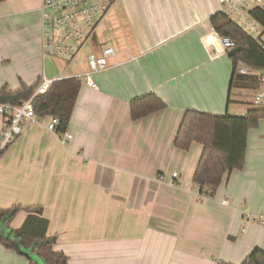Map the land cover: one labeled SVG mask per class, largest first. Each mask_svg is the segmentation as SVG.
Instances as JSON below:
<instances>
[{
  "label": "crops",
  "instance_id": "crops-1",
  "mask_svg": "<svg viewBox=\"0 0 264 264\" xmlns=\"http://www.w3.org/2000/svg\"><path fill=\"white\" fill-rule=\"evenodd\" d=\"M42 2H0V89L45 77L82 86L65 131L38 116L0 157V209L21 206L10 223L0 220V264H45L4 244L29 207L42 208L67 264H242L264 251V118L249 131L243 168L214 197L194 182L203 145L174 144L188 109L245 115L254 103L258 90L231 91L229 50L209 38L211 17L225 12L244 26L253 0H234L236 9L220 0H114L73 60L44 52ZM106 46L115 55L92 88L87 56ZM148 93L166 108L133 120L130 102ZM7 121L0 114V142ZM66 133L73 138L64 142Z\"/></svg>",
  "mask_w": 264,
  "mask_h": 264
},
{
  "label": "trees",
  "instance_id": "trees-1",
  "mask_svg": "<svg viewBox=\"0 0 264 264\" xmlns=\"http://www.w3.org/2000/svg\"><path fill=\"white\" fill-rule=\"evenodd\" d=\"M4 0H0L2 2ZM248 16L261 28L258 35L252 34L245 26L231 19L225 12L211 17L215 30L222 36L231 37L239 51L231 56L233 60V76L231 91L243 89L257 91L261 87L257 74H241L238 67L244 65L254 73H264V7L253 6ZM82 81L70 77L55 81L44 94H38L33 100L36 116H57L60 119L59 130L65 131L69 125L75 102L79 95ZM37 86H28L21 82L19 89L10 90L6 85L0 89V103L20 105L35 92ZM250 108L245 115L226 113L217 115L209 112L188 109L174 144L182 150H189L193 143L203 145V152L194 174V182L198 184L201 194L214 197L224 179L235 169L243 168L246 158L249 131L259 125L264 118V106L249 103ZM166 103L155 93H148L130 102V114L133 120L166 108ZM5 151L0 153V157ZM21 209L16 205L11 209H0V220L10 223L13 216ZM27 216L19 228H11L4 236V244L16 250L26 249L38 255L45 264H67V255L54 248L55 236L48 234L49 219L43 215L42 208L25 209ZM29 264H40L30 258ZM219 264H230L221 261ZM242 264H264V251L255 249Z\"/></svg>",
  "mask_w": 264,
  "mask_h": 264
},
{
  "label": "built area",
  "instance_id": "built-area-1",
  "mask_svg": "<svg viewBox=\"0 0 264 264\" xmlns=\"http://www.w3.org/2000/svg\"><path fill=\"white\" fill-rule=\"evenodd\" d=\"M114 0H43V23L45 29L44 52L50 56H67L71 60L80 52L88 41H91L98 23L108 12ZM223 4H229L236 9L234 0H220ZM254 6L264 7V0H253ZM244 26L250 32L256 30L255 26L244 20ZM209 38L212 42L220 44L226 50L237 47L235 41L228 36L220 35L214 30ZM115 55V49L111 46L104 47L99 53L92 52L87 56L89 71L84 78L86 84L97 88L93 74L105 70L110 57ZM237 71L241 74H257L260 76L261 87L254 97V104L264 106V73L253 72L242 65ZM63 77L49 79L44 78L36 91L20 105L0 103V114L7 117V126L2 133L0 153L5 151L15 140L21 136L25 127L37 118L33 100L38 94L46 93L51 85ZM57 116H51L47 128L56 131L60 124ZM64 142L73 138V134L66 133ZM177 175V174H175ZM258 218L264 223V212Z\"/></svg>",
  "mask_w": 264,
  "mask_h": 264
},
{
  "label": "rangeland",
  "instance_id": "rangeland-1",
  "mask_svg": "<svg viewBox=\"0 0 264 264\" xmlns=\"http://www.w3.org/2000/svg\"><path fill=\"white\" fill-rule=\"evenodd\" d=\"M252 4V3H251ZM246 17V19L250 22V23H252L254 26H255V28H256V31L253 33V32H251L252 34H254L255 36L256 35H258L260 32H261V30H262V28L252 19V18H250L248 15H246L245 16ZM233 19L236 21V22H238V23H240V24H242V22H241V20H240V18H238V17H235V16H233ZM248 21H246V22H248ZM248 22V23H249ZM249 23V24H250ZM85 51V50H84ZM83 51V52H84ZM249 91V94H250V96L254 93V91H252V90H248ZM247 92V91H246Z\"/></svg>",
  "mask_w": 264,
  "mask_h": 264
},
{
  "label": "water",
  "instance_id": "water-1",
  "mask_svg": "<svg viewBox=\"0 0 264 264\" xmlns=\"http://www.w3.org/2000/svg\"><path fill=\"white\" fill-rule=\"evenodd\" d=\"M241 49V47H236V48H234V49H232V50H229L228 51V54H229V56H232L233 54H235L237 51H239Z\"/></svg>",
  "mask_w": 264,
  "mask_h": 264
}]
</instances>
